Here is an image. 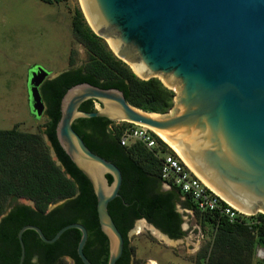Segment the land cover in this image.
<instances>
[{"label":"water","instance_id":"95a60500","mask_svg":"<svg viewBox=\"0 0 264 264\" xmlns=\"http://www.w3.org/2000/svg\"><path fill=\"white\" fill-rule=\"evenodd\" d=\"M84 3L94 29L89 24L90 28L118 59L140 79H159L175 93L174 106L164 115L131 106L120 90L89 83L72 86L62 97L56 138L92 185L99 226L109 242L108 264H116L124 252V238L108 209L120 196L123 175L114 163L87 147L73 127L77 120L105 118L159 132L208 190L247 215H264V0ZM61 74L50 77L42 68L32 69L29 102L34 116L46 112L41 86ZM88 101L102 109L81 110ZM55 159L61 166L56 155ZM71 229L81 233L78 257L83 264H92L84 253L88 231L79 223L63 227L52 239L36 225L21 228L19 264L26 258L25 231L53 244Z\"/></svg>","mask_w":264,"mask_h":264},{"label":"trees","instance_id":"16d2710c","mask_svg":"<svg viewBox=\"0 0 264 264\" xmlns=\"http://www.w3.org/2000/svg\"><path fill=\"white\" fill-rule=\"evenodd\" d=\"M72 29L75 40L87 53L85 65L77 67L71 52L70 69L40 88L48 119L44 134L61 166L53 160L40 134L20 131L18 126L0 130V217L7 213L10 199H27L34 203V207L15 206L1 220L0 261L9 264H19L18 233L24 226L36 225L46 238L52 239L60 229L74 223L82 224L88 231L84 253L91 263L108 264L109 242L99 226L92 185L56 138L61 100L69 88L89 83L102 89H117L131 106L150 114L164 115L174 106L175 93L159 79L145 81L137 77L115 56L106 41L92 31L80 9L75 12ZM94 104V101L85 102L81 110L94 112ZM73 127L93 153L114 163L123 175L120 196L108 207L124 238V252L116 264H136L129 233L139 220L145 219L173 240L181 239L184 233L178 205L192 212L201 225L214 230L211 247L199 254L196 264H253L257 248L264 249L263 214L230 223L220 211L202 212L180 190L170 187L160 191L165 185L161 178L162 158L139 143L122 146L115 123L105 118L81 119ZM97 129L99 132L95 134ZM158 140L163 152L173 153L167 144ZM59 202L63 203L49 210ZM80 238V231L71 229L57 242L45 244L34 231H25L24 264H66L67 258L74 264H83L77 255ZM93 247L97 248L95 258L90 254ZM259 264H264V259Z\"/></svg>","mask_w":264,"mask_h":264},{"label":"rangeland","instance_id":"374dc122","mask_svg":"<svg viewBox=\"0 0 264 264\" xmlns=\"http://www.w3.org/2000/svg\"><path fill=\"white\" fill-rule=\"evenodd\" d=\"M78 9L88 23L82 0H0V130L18 126L20 131L40 134L54 161L55 154L44 134L48 119L31 112L30 76L34 67L42 68L50 77L68 71L71 52L77 67L85 65L87 53L72 29ZM94 106L102 109L96 102ZM168 189L164 185L163 190ZM15 205L34 207L30 200L10 199L7 211ZM177 208L183 219L181 239L168 241L144 221L135 223L129 240L136 264H196L199 254L211 247L214 230L197 222L192 212L180 205ZM253 260L259 264L262 259L255 252ZM64 261L73 264L69 258Z\"/></svg>","mask_w":264,"mask_h":264},{"label":"built area","instance_id":"2783aa9c","mask_svg":"<svg viewBox=\"0 0 264 264\" xmlns=\"http://www.w3.org/2000/svg\"><path fill=\"white\" fill-rule=\"evenodd\" d=\"M115 127L120 132V143L122 146H130L139 143L151 151H156L162 158L161 178L165 182V185L169 188L174 187L183 194L189 196L200 211H220L221 215L230 223L247 221L249 218L253 217L241 212L231 204L225 202L221 197L208 190L171 148L173 153L163 152L158 140L162 139L153 130L128 122H117L115 123ZM110 128L113 130L112 127ZM222 203H224L225 206L222 205ZM257 257L264 259L263 248H257Z\"/></svg>","mask_w":264,"mask_h":264},{"label":"flooded vegetation","instance_id":"af4514ba","mask_svg":"<svg viewBox=\"0 0 264 264\" xmlns=\"http://www.w3.org/2000/svg\"><path fill=\"white\" fill-rule=\"evenodd\" d=\"M99 132V129H97V132H95V134H97ZM163 188H164V186L161 188V190L160 191H167V190H163ZM15 206H17V205H15ZM15 206H13L12 208H11V210H13L14 208H15ZM9 214V213H8ZM182 223H183V219H182ZM181 230H182V224H181ZM183 231V230H182ZM97 248H95V247H93V248H91L90 249V254L95 258V257H97L98 255H97V250H96ZM34 261H36V257H35V260ZM10 262H8V261H4V262H2V261H0V264H9ZM73 264H74V262H73Z\"/></svg>","mask_w":264,"mask_h":264},{"label":"bare ground","instance_id":"6f19581e","mask_svg":"<svg viewBox=\"0 0 264 264\" xmlns=\"http://www.w3.org/2000/svg\"><path fill=\"white\" fill-rule=\"evenodd\" d=\"M82 2H83V9H84V13H85V15H86V18H87V21H88V23L93 27V25H92V22H91V20H90V17H89V15H88V12H87V9H86V6H85V3H84V0H82ZM93 29H94V27H93ZM157 135L159 134V132H156V131H154ZM159 136V135H158ZM160 137V136H159ZM161 138V137H160ZM162 139V138H161ZM163 140V139H162ZM164 141V140H163ZM165 142V141H164ZM166 143V142H165ZM167 144V143H166ZM168 145V144H167ZM169 146V145H168ZM170 147V146H169ZM171 148V147H170ZM172 149V148H171Z\"/></svg>","mask_w":264,"mask_h":264},{"label":"crops","instance_id":"0c3cea01","mask_svg":"<svg viewBox=\"0 0 264 264\" xmlns=\"http://www.w3.org/2000/svg\"><path fill=\"white\" fill-rule=\"evenodd\" d=\"M0 223H1V221H0Z\"/></svg>","mask_w":264,"mask_h":264}]
</instances>
